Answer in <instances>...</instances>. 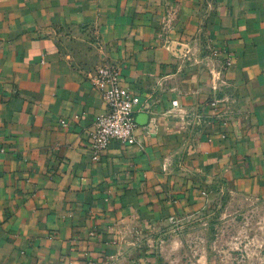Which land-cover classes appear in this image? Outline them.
I'll list each match as a JSON object with an SVG mask.
<instances>
[{
	"label": "crops",
	"instance_id": "0c3cea01",
	"mask_svg": "<svg viewBox=\"0 0 264 264\" xmlns=\"http://www.w3.org/2000/svg\"><path fill=\"white\" fill-rule=\"evenodd\" d=\"M104 63L141 105L93 160ZM214 186L264 203V0H0V264H149Z\"/></svg>",
	"mask_w": 264,
	"mask_h": 264
},
{
	"label": "rangeland",
	"instance_id": "374dc122",
	"mask_svg": "<svg viewBox=\"0 0 264 264\" xmlns=\"http://www.w3.org/2000/svg\"><path fill=\"white\" fill-rule=\"evenodd\" d=\"M171 229L175 252L151 241L149 264H264V203L252 197L214 186L183 208Z\"/></svg>",
	"mask_w": 264,
	"mask_h": 264
},
{
	"label": "built area",
	"instance_id": "2783aa9c",
	"mask_svg": "<svg viewBox=\"0 0 264 264\" xmlns=\"http://www.w3.org/2000/svg\"><path fill=\"white\" fill-rule=\"evenodd\" d=\"M227 57L229 58V55ZM94 84L101 91L106 105V112L96 119L88 133L92 159L97 160L111 142L122 145L136 144L137 124L134 111L141 105V100L138 95L121 86L119 69L113 65L104 63L99 66L94 77ZM172 105L176 107L177 101H173Z\"/></svg>",
	"mask_w": 264,
	"mask_h": 264
}]
</instances>
